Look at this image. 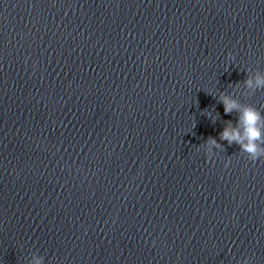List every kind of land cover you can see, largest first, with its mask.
Here are the masks:
<instances>
[{"label":"water","instance_id":"obj_1","mask_svg":"<svg viewBox=\"0 0 264 264\" xmlns=\"http://www.w3.org/2000/svg\"><path fill=\"white\" fill-rule=\"evenodd\" d=\"M257 69L264 0H0V264H264Z\"/></svg>","mask_w":264,"mask_h":264},{"label":"clouds","instance_id":"obj_2","mask_svg":"<svg viewBox=\"0 0 264 264\" xmlns=\"http://www.w3.org/2000/svg\"><path fill=\"white\" fill-rule=\"evenodd\" d=\"M243 84L247 95L264 89V72L257 69L255 74L249 75ZM220 100L225 114L236 113L235 123L231 120L225 123L220 133V141H227L229 146L238 145L239 152L246 154L251 161L264 158V113L251 104L241 103L229 94H222ZM204 146L209 158L214 155L213 148L224 149V145L212 137L208 138ZM230 163L231 160H226L224 166L228 167ZM29 264H43V257L33 253ZM244 264L251 262L246 260Z\"/></svg>","mask_w":264,"mask_h":264}]
</instances>
